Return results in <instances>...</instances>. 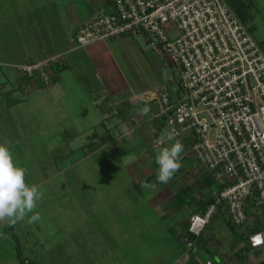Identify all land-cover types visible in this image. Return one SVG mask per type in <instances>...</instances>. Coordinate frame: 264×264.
Returning <instances> with one entry per match:
<instances>
[{"label": "rangeland", "instance_id": "374dc122", "mask_svg": "<svg viewBox=\"0 0 264 264\" xmlns=\"http://www.w3.org/2000/svg\"><path fill=\"white\" fill-rule=\"evenodd\" d=\"M80 1L0 0V143L10 148L15 163L27 169L26 182L39 186L43 192L36 208L41 220L29 225L26 218L17 223L13 231L23 256L34 264H177L181 250L177 245L180 243L179 232L176 226L166 222L170 217L161 218L164 220L157 225L154 223L159 219L153 215L144 197L136 196L126 166L122 167L111 148L96 155L87 154L100 144L89 142L90 139L104 135L103 132L85 131L90 114L78 116L69 107L66 109L63 104L68 102V93L61 101L43 95V89L48 85L38 72L31 77L38 88L31 90L27 85L30 77L14 67L45 60V71L52 85L58 77L55 65H61L65 60L73 62L79 56L64 51L73 46L70 39L75 30L65 35L68 29L59 26L57 20L68 10H74ZM224 1L235 14L236 2H246L256 28L249 29V19L236 16L264 52V0ZM174 34L178 35L176 31ZM134 35L141 38L139 43L143 51L150 47L154 55V41ZM160 60L162 64H152V80L161 84V79V85L172 93L179 69L166 56ZM83 66L76 69L77 72L71 68V72L65 71L61 77H84L87 82H93L91 69ZM72 84L75 85L74 80ZM72 84H64L65 89L69 90ZM79 117H84L78 124L83 130L76 126ZM183 142L182 167L175 175L183 179L187 190L172 197L168 204L174 211L178 210L179 222L185 228L192 212L189 207L204 198L198 197L194 187L200 186L210 192L217 191L219 185L189 150L190 137H184ZM172 143L167 141L158 146L152 141L145 147H131L121 158L130 168V162L135 161L136 154L143 156L145 148L155 159L163 147ZM84 144L86 147L76 148ZM154 164L158 171L155 160ZM226 221L224 217L217 219L221 227L219 232L228 241L237 239L246 245L239 253L246 256L249 247H257L252 246L248 227L263 231V221L256 218L234 228ZM4 225L0 223V264H20L15 241L6 233ZM206 232L211 231L206 228L203 235ZM238 249L234 264H246L239 258ZM190 253L193 261V250ZM209 254V251H200V257L206 262ZM215 261L216 264H227L218 258Z\"/></svg>", "mask_w": 264, "mask_h": 264}, {"label": "built area", "instance_id": "2783aa9c", "mask_svg": "<svg viewBox=\"0 0 264 264\" xmlns=\"http://www.w3.org/2000/svg\"><path fill=\"white\" fill-rule=\"evenodd\" d=\"M107 1L77 25L72 47L139 33L178 67L173 95L162 85L156 98L153 143L164 145L167 131L190 137L189 150L222 185L187 230L198 235L219 211L236 226L249 216L264 222V52L246 25L224 0ZM46 63L14 67L48 85Z\"/></svg>", "mask_w": 264, "mask_h": 264}, {"label": "crops", "instance_id": "0c3cea01", "mask_svg": "<svg viewBox=\"0 0 264 264\" xmlns=\"http://www.w3.org/2000/svg\"><path fill=\"white\" fill-rule=\"evenodd\" d=\"M77 4L74 10H68L67 14L59 16L57 20L59 26L68 29L65 35L74 31L77 25L94 11L107 7L109 2L107 0H82ZM235 9L237 15L249 19V29L256 28L246 2H236ZM134 34L138 35L139 33H129L104 41H93L85 46L65 49L64 51L78 53L79 56L73 62L68 63L65 60L61 65H55L58 77L52 85L48 84V88L43 89V95H51L53 101H61V98L68 93L69 98H66L68 102L63 104L66 109L69 107L73 114L78 116L90 114L91 118L87 120L85 131L103 132L104 135L98 134L99 136L90 139L89 142H99L100 144L95 149L88 150L87 154L92 156L99 151L111 148L113 155L119 158L122 167L126 166L131 184L137 193L136 196L144 197L153 215L159 219V222L154 223L157 225L164 220L161 218L170 217V220H166V222L176 226L179 232L180 243L177 245L181 250L176 259L177 264H216L215 258L225 260L227 264H234V261L237 260L235 256L237 247L246 245L242 241L238 242L237 239H233L232 242L228 241L223 233L219 232L221 227L217 219L225 218L223 211L216 213L198 235L188 233V225L184 228L179 222L178 210L174 211L168 204V201L172 197H177L184 188L183 179H178L174 174L167 184H161L157 180L158 171L154 164L155 159L149 155L147 148H145L143 156L136 154L135 161L130 162V168L124 164L125 162L121 158L125 151L129 153L131 147L150 145L153 138L158 135L156 131L161 129L155 113L156 98L163 83L161 79L159 81L161 84H158V80H152V64L153 66L162 64L160 58L162 59V56L168 58V56L157 45L154 47V55L150 47L143 51L139 43L141 38ZM82 63L87 69L88 67L91 69L90 73L94 77L93 82H87L84 77L80 79L75 77L73 79L71 76L65 79L61 77L63 72L69 71L71 68L77 72L76 69L84 67ZM72 80L75 81V85L77 83V87L73 86ZM69 83L72 86L70 85L67 90L64 84L69 85ZM27 85L31 90L38 88L31 78L27 81ZM171 94L173 95V93ZM145 106L150 109L146 115L142 111ZM82 118L84 117H79L76 120L77 127H80L78 124L82 122ZM80 129L82 128L80 127ZM179 141L184 146L183 139ZM79 147H86V144L78 145L76 148ZM139 160L144 164H140ZM145 182L154 184L155 188L144 190L141 185ZM218 185L222 186L219 182ZM194 189L198 197H204L198 202L209 197V192L202 190L200 186L194 187ZM198 202L192 203L193 206L189 207L192 211L191 214L202 211L203 208L197 210ZM133 204H135L134 201ZM252 220L254 218L249 216L243 224L250 223ZM206 228H209L211 232H206V235H203ZM252 229L254 227L249 226L247 234L250 235L252 246L257 247L254 249L249 247L244 262L246 264H264V230L250 234ZM256 234H261V236L253 244L252 237ZM188 235L191 236L188 238ZM192 250L195 255L193 261H191L190 253ZM201 250L209 251L208 262L200 257ZM255 250L257 252H254Z\"/></svg>", "mask_w": 264, "mask_h": 264}, {"label": "clouds", "instance_id": "9594fccd", "mask_svg": "<svg viewBox=\"0 0 264 264\" xmlns=\"http://www.w3.org/2000/svg\"><path fill=\"white\" fill-rule=\"evenodd\" d=\"M145 106L143 114L149 112ZM174 141L170 146L163 147L155 158L158 167L157 180L167 184L174 174L182 167L181 154L183 144L175 139L172 131L162 133L159 142L165 144ZM27 169L14 162L10 148L0 143V223L14 227L17 223L25 221L29 225L41 220V214L36 211L37 202L43 198L39 186L26 182ZM141 187L144 190L155 188L154 184L147 182Z\"/></svg>", "mask_w": 264, "mask_h": 264}, {"label": "trees", "instance_id": "16d2710c", "mask_svg": "<svg viewBox=\"0 0 264 264\" xmlns=\"http://www.w3.org/2000/svg\"><path fill=\"white\" fill-rule=\"evenodd\" d=\"M28 77V76H27ZM221 187V186H220ZM219 187V188H220ZM184 189V188H183ZM182 189V190H183ZM181 190V191H182ZM184 190H187L186 188L184 189ZM180 191V192H181ZM179 192V193H180ZM211 201H213V198L212 197H206L204 200H202V201H199L198 203V206H197V210H200L201 208H203L202 210H204L206 207H207V205L211 202ZM226 218V223L231 227V228H234V226H236V225H234V224H232L230 221H229V219L227 218V217H225ZM4 228H5V230H6V233L10 236V237H12L13 239H14V241H15V246L17 247L16 248V258H17V260L19 261V263L20 264H34L31 260H29L27 257H25V256H23V254H22V252H21V249H20V244H19V240L17 239V236L15 235V233H14V231H13V227H10V226H7L6 225V223H5V225H4ZM259 230H256L255 228L254 229H252L251 231H250V234L251 233H255V232H258ZM188 233H191V232H189V231H187ZM194 238L196 237V236H193ZM246 249V246H243V247H240L239 249H238V251H237V254L239 253V251L241 250V249ZM238 256H239V258L240 259H242V260H244V258H245V255L244 254H241V253H239L238 254Z\"/></svg>", "mask_w": 264, "mask_h": 264}, {"label": "water", "instance_id": "95a60500", "mask_svg": "<svg viewBox=\"0 0 264 264\" xmlns=\"http://www.w3.org/2000/svg\"><path fill=\"white\" fill-rule=\"evenodd\" d=\"M261 234H256L252 237L253 244L256 243V239H260Z\"/></svg>", "mask_w": 264, "mask_h": 264}]
</instances>
